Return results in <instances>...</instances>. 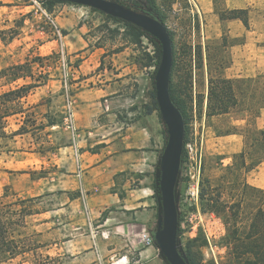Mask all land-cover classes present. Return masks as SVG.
<instances>
[{
  "label": "rangeland",
  "instance_id": "374dc122",
  "mask_svg": "<svg viewBox=\"0 0 264 264\" xmlns=\"http://www.w3.org/2000/svg\"><path fill=\"white\" fill-rule=\"evenodd\" d=\"M41 1L0 0V69L33 61L31 65L35 77L40 75L38 79L44 82L29 94L25 105H32L30 113L38 121L53 122L43 130L33 127L31 133L17 138L14 152L0 154V195L6 193L7 201L41 196L30 205L39 211L45 210L28 217V230L40 231L42 234L34 236V240L44 243V246L35 255L18 257L3 264H22L23 260L33 264H86L88 258L73 261L67 257L68 254H83L88 245L84 240L74 241L85 238L84 228L88 217L83 193L79 198H73L76 190L72 186V178L65 171L70 155L69 146L74 145V130L67 126L70 119H66L75 110V104L71 101L78 91H95L103 83L125 79L119 86L127 97H137L135 101L132 100V107L151 105L155 74L160 63L155 42L159 46L160 43L151 35L134 41L124 22H116L98 9L59 2L48 11ZM119 1L134 10L152 15L143 0ZM156 1L166 15L165 26L174 34V83L178 93L181 90V98L186 100L189 117L188 141L183 147L175 188L178 248L184 257L186 250L190 249L195 253L198 264H237L230 242L231 229L234 225L245 229L258 207L264 211V194L257 189H242L246 177L242 170H225V165L234 160L231 154L224 151L220 136L233 130L232 119L236 115L244 116L241 111L247 110L250 120V126L244 130L247 161L264 160V136L252 124V111L264 102V74L249 80L239 78L234 81L236 103L230 108L231 114L227 120L219 122V118L207 117L208 82L205 67L203 72L193 73L192 84L186 88V83L182 82L183 43L201 45L203 64H206L209 56L213 62L211 74L216 77L219 70L214 67L219 61L228 66V46L240 40L230 38L226 28L219 24V11L227 13L228 3L232 2L213 0V10L199 14L193 0ZM257 3L258 6L252 7L248 16L264 10V0ZM194 14L199 23L197 29L192 20ZM63 29L65 32H62ZM82 47L89 50L84 51ZM23 81L19 79L13 83L1 77L0 91ZM26 81H30V78ZM157 113L160 116L159 109ZM20 119L19 115L11 118L10 127H17ZM26 123L31 125L30 120ZM167 138L164 124L162 152ZM189 146L193 147L192 153L199 155L202 162L197 195L190 190V174L194 171L195 162L188 153ZM93 149L84 142L80 148L90 152ZM63 161L66 167L62 166ZM157 183L158 177H155L153 194L157 220H154L153 227L162 224ZM201 189H205L213 199L220 192L224 203L235 201L239 206L235 204L231 209L217 211L213 206H220L206 200V196L202 197ZM44 220L51 222L38 225ZM79 228L81 232L76 233ZM65 247L68 254H63ZM163 261L169 264L165 258Z\"/></svg>",
  "mask_w": 264,
  "mask_h": 264
},
{
  "label": "crops",
  "instance_id": "0c3cea01",
  "mask_svg": "<svg viewBox=\"0 0 264 264\" xmlns=\"http://www.w3.org/2000/svg\"><path fill=\"white\" fill-rule=\"evenodd\" d=\"M193 1L199 14L213 10V0ZM258 1L231 0L227 8L247 9L250 14ZM249 16L248 27L240 19L218 16L228 36L240 38L228 46L230 62L222 70L226 78L253 79L264 74V10ZM205 79L208 82L206 67ZM124 80L103 83L91 92L78 91L71 101L75 104L71 118L74 145L69 146L68 167L64 161L62 166L72 178L73 188L85 198L86 235L74 241L84 240L88 245L83 254H68L66 247L63 254H68L73 261L88 258L86 264H164L159 249L146 245L140 238L142 231L153 233L156 229L153 227L157 220L153 180L159 174L164 123L157 110L147 112L145 106L132 107L137 97L124 95L119 86ZM27 82L31 80L24 79L22 83ZM255 109L258 115L252 124L260 132L264 130V106L257 105ZM241 112L244 116L236 115L231 121L233 130L220 136L224 151L231 157L245 150L244 130L250 126V120L247 110ZM230 114L210 117L219 118L221 122ZM83 142L94 149L91 152L80 150ZM245 176L249 185L264 190V160ZM50 222L44 220L38 225ZM80 232L79 228L76 233Z\"/></svg>",
  "mask_w": 264,
  "mask_h": 264
},
{
  "label": "trees",
  "instance_id": "16d2710c",
  "mask_svg": "<svg viewBox=\"0 0 264 264\" xmlns=\"http://www.w3.org/2000/svg\"><path fill=\"white\" fill-rule=\"evenodd\" d=\"M120 2L119 0H116ZM145 6L151 11L152 15L159 19L162 23L165 20V13L162 11L161 7L158 5L156 0H143ZM48 11H51L52 5L62 1L56 0H43L41 1ZM71 3V2H69ZM122 3V2H120ZM111 19L116 22L122 21L128 27L129 34L134 41L140 40L141 37H150V34L142 30L140 27L124 21L119 18L112 17L108 15ZM220 19H240L244 26L249 25V16L247 9H230L225 13V11H219ZM192 20H194V28H199V23L197 22V15L194 14ZM165 25V23H164ZM171 41L173 50V62L172 69L170 73L169 81V92L172 101L178 107L182 113L184 120V144L188 141V113L186 109V100L181 98L177 91V87L174 83L175 77V47L173 43L174 34L167 28ZM62 32H65L63 29ZM183 59L184 63L182 65V70L184 71L183 81L187 86L192 84L193 73L197 71H202L206 67V72L208 74V100L206 107V116L210 117L213 115L223 114L229 112L230 108L236 103V95L234 88V81L236 79H229L222 76V70L225 64L221 61H217L218 64L214 67L215 70H219L218 75L215 77L211 74L212 63L207 57L206 64H203L202 58V48L199 43L194 45L184 42ZM157 49V60H160L161 48L155 42ZM32 62L25 61L24 63L9 65L5 68L0 69V78H6L10 82L16 83L19 79L30 78L31 82L17 83L16 85L0 91V154L2 153H12L15 151L14 143L18 137L24 134L31 133L32 128L45 129L47 126L53 124V122L47 120L38 121L37 117L31 112L30 108L32 105L26 104V97L33 92V90L42 85L44 80H40L35 77V73L32 71ZM158 63V62H157ZM245 79V78H244ZM246 80H249L248 78ZM261 107L264 106V102L259 104ZM146 111L151 112L153 109L157 110V101L155 95V85L153 86V91L151 93V105H145ZM159 114V113H158ZM255 117L258 115V110L255 109L252 113ZM20 116V123L17 127H10V119L15 116ZM31 122V125L26 122ZM260 133L264 136V130ZM183 154V153H182ZM247 152L242 150L241 152L234 153L232 158L233 162L226 165L224 168L226 171H243L248 172L252 170L259 162V159H251L247 161ZM182 160V157H181ZM210 186V185H209ZM242 189L252 188L257 189L249 185L245 180L242 182ZM258 190V189H257ZM264 194V190H260ZM200 195L206 196V200H211L213 203L218 204L220 207L213 208L219 211H225L231 209L238 202L233 201L231 204L224 203L221 200L220 192L217 193V197L213 199L211 195L205 192V189H201ZM80 196L79 191H75L73 198ZM7 194L3 193L0 195V264L12 262L18 257L26 258L29 255H35L37 250L44 246V243L40 241H35L34 236L41 235L39 231H29L28 230V217L34 214H40L45 212L34 209L32 202L41 198V196L29 197L25 199L16 198L14 201L6 200ZM230 242L232 245L233 255L237 264H264V211L261 207H258L255 211L254 217L251 223L245 228L240 229L236 225L233 226L230 232ZM188 264H198L195 253L191 252L190 249L186 250L185 256ZM22 264H33L27 260L21 261Z\"/></svg>",
  "mask_w": 264,
  "mask_h": 264
},
{
  "label": "water",
  "instance_id": "95a60500",
  "mask_svg": "<svg viewBox=\"0 0 264 264\" xmlns=\"http://www.w3.org/2000/svg\"><path fill=\"white\" fill-rule=\"evenodd\" d=\"M98 9L107 15L130 22L156 38L161 46L160 63L155 74V95L160 116L166 125L168 138L160 156L158 187L162 207V224L153 237L160 255L169 264H188L178 248V212L175 188L184 147V120L171 99L170 73L173 62L172 41L167 27L156 17L134 10L116 0H56Z\"/></svg>",
  "mask_w": 264,
  "mask_h": 264
},
{
  "label": "built area",
  "instance_id": "2783aa9c",
  "mask_svg": "<svg viewBox=\"0 0 264 264\" xmlns=\"http://www.w3.org/2000/svg\"><path fill=\"white\" fill-rule=\"evenodd\" d=\"M72 114H70L69 117H67L66 119H70L68 123V127L72 128L74 130L73 124H72ZM193 152V147L189 146V151L188 153L191 154V158H193L194 162H195V167H194V171H191L190 177H191V193L197 195L199 192V184H200V174H201V157L199 155H195L192 153ZM140 238L142 239V241L146 244V245H155V240L153 237V233H149L148 231L144 230L142 231Z\"/></svg>",
  "mask_w": 264,
  "mask_h": 264
}]
</instances>
